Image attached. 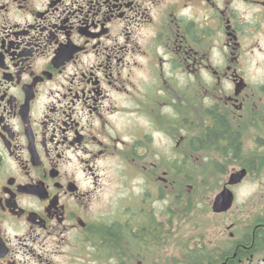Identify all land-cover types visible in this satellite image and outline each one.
I'll return each mask as SVG.
<instances>
[{
    "label": "flooded vegetation",
    "instance_id": "1",
    "mask_svg": "<svg viewBox=\"0 0 264 264\" xmlns=\"http://www.w3.org/2000/svg\"><path fill=\"white\" fill-rule=\"evenodd\" d=\"M0 264H264V0H0Z\"/></svg>",
    "mask_w": 264,
    "mask_h": 264
},
{
    "label": "rangeland",
    "instance_id": "2",
    "mask_svg": "<svg viewBox=\"0 0 264 264\" xmlns=\"http://www.w3.org/2000/svg\"><path fill=\"white\" fill-rule=\"evenodd\" d=\"M203 162L204 161H202L201 163L203 164V168L205 169L206 162ZM199 172L201 171H197L196 173L191 172L187 174L196 192L194 196H192V204L186 206V216L184 220L181 221L179 231L170 239L171 244H178L180 245V247L187 251L193 249L195 241L200 234L203 233L210 236L211 230H214L215 228L211 225V223H213L210 217L211 200L207 199V197H210V199H212L209 191L211 176L210 170L205 172L206 174H204L205 176L203 177L198 174ZM257 185L258 183L249 180L240 192L238 203L242 202V198H244L246 194L248 196L253 192V190L257 192Z\"/></svg>",
    "mask_w": 264,
    "mask_h": 264
},
{
    "label": "water",
    "instance_id": "3",
    "mask_svg": "<svg viewBox=\"0 0 264 264\" xmlns=\"http://www.w3.org/2000/svg\"><path fill=\"white\" fill-rule=\"evenodd\" d=\"M243 174H244V172H242V171L235 173V174H232L229 183L234 184V183L238 182L243 177ZM227 193H229V192L224 191L217 197V199L213 205L214 211L222 210V209L218 208L221 206H224L223 210H226L230 206L232 198H231V194H227Z\"/></svg>",
    "mask_w": 264,
    "mask_h": 264
},
{
    "label": "trees",
    "instance_id": "4",
    "mask_svg": "<svg viewBox=\"0 0 264 264\" xmlns=\"http://www.w3.org/2000/svg\"><path fill=\"white\" fill-rule=\"evenodd\" d=\"M205 166H206V168L203 170V171H201V173H199V175L200 176H205L204 174H206L205 172H207L208 170H210L209 169V165L208 164H205ZM189 181H190V179H188ZM205 182V181H204ZM194 255H196L195 254V251H192V257H193V259H196V256H195V258H194Z\"/></svg>",
    "mask_w": 264,
    "mask_h": 264
}]
</instances>
